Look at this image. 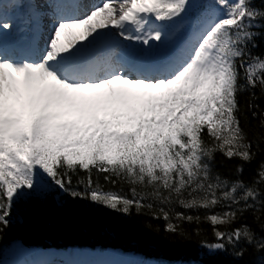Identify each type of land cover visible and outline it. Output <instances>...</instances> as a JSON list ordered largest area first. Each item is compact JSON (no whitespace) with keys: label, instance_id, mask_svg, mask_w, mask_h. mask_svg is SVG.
<instances>
[{"label":"snow or ice","instance_id":"1","mask_svg":"<svg viewBox=\"0 0 264 264\" xmlns=\"http://www.w3.org/2000/svg\"><path fill=\"white\" fill-rule=\"evenodd\" d=\"M261 37L255 0H0V238L14 207L49 198L122 215L147 208L172 233L179 224L164 205L178 203L207 210L175 215L210 221L209 252L264 253L249 225L218 227L264 215V162L240 178L264 155L239 102L247 92V111L264 117L254 103L257 89L264 96ZM217 154L242 162L237 179L214 170Z\"/></svg>","mask_w":264,"mask_h":264},{"label":"trees","instance_id":"2","mask_svg":"<svg viewBox=\"0 0 264 264\" xmlns=\"http://www.w3.org/2000/svg\"><path fill=\"white\" fill-rule=\"evenodd\" d=\"M255 6L264 8L262 0H255ZM257 47L254 54L264 56V37L257 39ZM239 102L245 114L241 115L242 125L245 127L249 138L254 135H264L260 128V119L253 118L251 111H247L249 94L247 92L239 96ZM254 103L258 106L257 113L264 112V96L256 90ZM264 162V155H258L250 164L245 165V170L240 177L249 182L255 175L260 163ZM242 163L239 160L228 161L221 155L215 157L214 170L224 178L235 180V167ZM108 190H113L108 186ZM119 190V189H117ZM128 193V187L122 189V194ZM65 204L57 206L51 198L46 204L32 202L29 206L13 209V222L3 232L0 238V256L4 247L13 241H19L24 245L41 246L45 242H54L59 248L69 246H82L90 249L113 247L124 251L137 253L140 257L154 260L159 264H261L264 253L257 252L251 246L242 244L246 248L243 256L237 257L232 248L211 255L207 254L201 246L205 242H215L213 228L210 221L203 219L197 224L188 223L176 219V213L184 212L186 215L199 214L202 218L207 210L200 209L198 213L186 210L178 203L164 205L170 212L174 224H179L177 233L166 231V221L163 218L154 219L153 210L143 209L137 213L135 208L130 215H122L105 207H99L85 200L73 201L70 197H64ZM216 208L212 211H223ZM159 213V205L155 209ZM256 216L260 219L257 220ZM254 216L251 212L236 223L218 225L222 231L240 227L241 224L249 225L257 235H264L260 230V223H264V215L259 213ZM199 229V233H197Z\"/></svg>","mask_w":264,"mask_h":264},{"label":"rangeland","instance_id":"3","mask_svg":"<svg viewBox=\"0 0 264 264\" xmlns=\"http://www.w3.org/2000/svg\"><path fill=\"white\" fill-rule=\"evenodd\" d=\"M22 249L24 248L20 244L15 243L9 249L5 251V255L7 254L6 257H8L9 255H13L14 252L17 253V251L22 250Z\"/></svg>","mask_w":264,"mask_h":264},{"label":"bare ground","instance_id":"4","mask_svg":"<svg viewBox=\"0 0 264 264\" xmlns=\"http://www.w3.org/2000/svg\"><path fill=\"white\" fill-rule=\"evenodd\" d=\"M14 253H16V252H14ZM100 258L101 259H109V260H111L113 262H117L116 257L110 256V254L103 255Z\"/></svg>","mask_w":264,"mask_h":264},{"label":"water","instance_id":"5","mask_svg":"<svg viewBox=\"0 0 264 264\" xmlns=\"http://www.w3.org/2000/svg\"><path fill=\"white\" fill-rule=\"evenodd\" d=\"M41 246H43V247H58V244L54 243V242H45Z\"/></svg>","mask_w":264,"mask_h":264}]
</instances>
